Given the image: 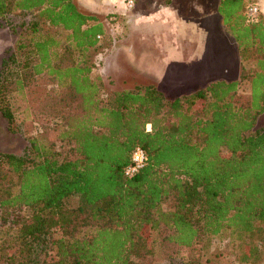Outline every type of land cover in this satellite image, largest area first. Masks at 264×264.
I'll return each instance as SVG.
<instances>
[{
	"label": "trees",
	"instance_id": "1",
	"mask_svg": "<svg viewBox=\"0 0 264 264\" xmlns=\"http://www.w3.org/2000/svg\"><path fill=\"white\" fill-rule=\"evenodd\" d=\"M251 5L221 0L216 8L241 60L253 64L238 79L176 95L134 84L103 98L90 60L103 34L97 17L74 0H0V28L19 39L0 57L6 130L18 132L12 102L36 80L78 101L57 113L64 151L40 137L21 154L0 152V264H154L160 231L178 250L224 232L239 248L264 235V15L247 23ZM137 147L147 163L128 179Z\"/></svg>",
	"mask_w": 264,
	"mask_h": 264
},
{
	"label": "rangeland",
	"instance_id": "2",
	"mask_svg": "<svg viewBox=\"0 0 264 264\" xmlns=\"http://www.w3.org/2000/svg\"><path fill=\"white\" fill-rule=\"evenodd\" d=\"M74 1L97 17L103 28L98 47L90 53L93 73L102 79L103 98L132 89L134 84L150 83L176 95L214 79H238L242 70L253 67L241 60L233 38L220 23L216 8L221 0H135L131 10L125 8L123 0ZM255 5L264 15V0H255ZM42 29L63 37L60 30ZM18 40L10 29L1 27L0 57L5 50L14 49ZM239 89L247 95L248 83L242 82ZM26 91L24 98L12 102L16 134L6 130L0 117V152L21 154L29 139L40 137L52 140L56 151H64L65 145L56 139L60 123L57 113L73 110L78 101L61 100L64 93L43 79ZM260 121H264V114ZM68 204L75 207L77 199H70ZM162 235V231L153 235L154 264H171L178 257L200 259L205 264H264V235L245 238L248 244L239 248L238 243H229L224 232L194 249L180 250L163 242ZM239 253L244 255L243 261Z\"/></svg>",
	"mask_w": 264,
	"mask_h": 264
},
{
	"label": "built area",
	"instance_id": "3",
	"mask_svg": "<svg viewBox=\"0 0 264 264\" xmlns=\"http://www.w3.org/2000/svg\"><path fill=\"white\" fill-rule=\"evenodd\" d=\"M123 3L126 9L131 10L134 7L135 0H123ZM259 15H260V10L258 6L256 5L249 6L245 13L246 22L249 24L254 23ZM146 163H147V156L144 150L140 147L135 148L131 153L130 163L124 170V176L128 179L134 177L140 170L144 168Z\"/></svg>",
	"mask_w": 264,
	"mask_h": 264
},
{
	"label": "crops",
	"instance_id": "4",
	"mask_svg": "<svg viewBox=\"0 0 264 264\" xmlns=\"http://www.w3.org/2000/svg\"><path fill=\"white\" fill-rule=\"evenodd\" d=\"M191 23H192V22H191ZM183 24H185V23H183ZM192 24H193V23H192ZM185 25H186L187 27H188V26H191V27H192V25H189V24H185ZM193 25H194V24H193Z\"/></svg>",
	"mask_w": 264,
	"mask_h": 264
},
{
	"label": "clouds",
	"instance_id": "5",
	"mask_svg": "<svg viewBox=\"0 0 264 264\" xmlns=\"http://www.w3.org/2000/svg\"><path fill=\"white\" fill-rule=\"evenodd\" d=\"M149 130H150V126H149Z\"/></svg>",
	"mask_w": 264,
	"mask_h": 264
}]
</instances>
